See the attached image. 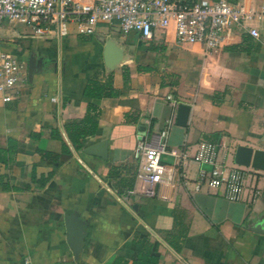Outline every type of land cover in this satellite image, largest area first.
I'll use <instances>...</instances> for the list:
<instances>
[{
  "label": "crops",
  "instance_id": "0c3cea01",
  "mask_svg": "<svg viewBox=\"0 0 264 264\" xmlns=\"http://www.w3.org/2000/svg\"><path fill=\"white\" fill-rule=\"evenodd\" d=\"M229 1L264 11V0ZM262 21L249 22L258 38L234 28L207 54L177 43L172 26L143 41L116 24L39 37L0 23V51L23 64L13 98L0 94V264H264V171L252 170L229 201L194 190L190 158L200 140L222 144L227 164L236 145L263 148ZM109 74L114 94L95 95ZM180 104L189 106L184 126L175 124ZM81 126L92 133L75 149L67 131ZM100 141L105 159L82 151ZM140 141L186 159L161 154L162 181L150 183L138 173Z\"/></svg>",
  "mask_w": 264,
  "mask_h": 264
},
{
  "label": "built area",
  "instance_id": "2783aa9c",
  "mask_svg": "<svg viewBox=\"0 0 264 264\" xmlns=\"http://www.w3.org/2000/svg\"><path fill=\"white\" fill-rule=\"evenodd\" d=\"M264 20V11H255L241 3L229 0H0V23L15 21L26 25L34 36H62L73 24L78 33H91L98 23L116 24L119 31L135 32L147 41L156 28L172 26L174 39L181 44H199L207 54L219 47L234 28L253 38L259 37L258 28L249 22ZM23 64L12 54L0 51V94L3 102L13 98L21 80ZM172 107L176 101L167 96ZM171 120L166 121L168 127ZM166 128L159 136L166 137ZM222 144L200 140L191 155L199 167L193 179V188L219 190L229 201L239 200L246 176L252 169L227 164L220 158ZM138 173L150 183L161 182L165 166L161 154H169L174 162L186 159L179 150H166L165 144L156 146L140 141L136 146ZM254 187L249 200L258 195Z\"/></svg>",
  "mask_w": 264,
  "mask_h": 264
},
{
  "label": "water",
  "instance_id": "95a60500",
  "mask_svg": "<svg viewBox=\"0 0 264 264\" xmlns=\"http://www.w3.org/2000/svg\"><path fill=\"white\" fill-rule=\"evenodd\" d=\"M260 29H264V20L260 23ZM263 32H260L261 35ZM264 36V35H263ZM111 44V39L105 40V47L109 46ZM120 62V61H119ZM32 58H29L28 62V71L31 67ZM109 68L108 70H110ZM189 113V106L185 104H180L177 107L176 115H175V124L179 126H184L187 121ZM141 134V132H140ZM261 146L263 148H251L249 146L244 145H236L233 154H232V162L237 165L250 167L255 170L264 171V137L261 139ZM83 152L88 154H95L99 156L100 158L105 159V141H100L95 144H92L90 146L85 147ZM132 209H135V206L131 207ZM258 222L256 223V225ZM259 225V224H258ZM260 231H262L261 228H259ZM76 239L74 234L71 230L67 229V242L68 244L75 248L76 246Z\"/></svg>",
  "mask_w": 264,
  "mask_h": 264
},
{
  "label": "trees",
  "instance_id": "16d2710c",
  "mask_svg": "<svg viewBox=\"0 0 264 264\" xmlns=\"http://www.w3.org/2000/svg\"><path fill=\"white\" fill-rule=\"evenodd\" d=\"M123 79L126 80V78L124 76H123ZM106 80H107V82H105V84H101L98 87H96L95 95H97V96H112L114 94V91L112 90V87H111V82H110L111 75L110 74L106 77ZM88 122H89L88 120H83V122H81L79 124H82L84 126ZM83 126L78 127L76 132H70V131L68 132L67 131V137L75 149H79L81 147V142L79 140V139H81V137H83L85 135H89L90 133H92L90 131L84 130ZM113 264H118V263L113 262Z\"/></svg>",
  "mask_w": 264,
  "mask_h": 264
},
{
  "label": "rangeland",
  "instance_id": "374dc122",
  "mask_svg": "<svg viewBox=\"0 0 264 264\" xmlns=\"http://www.w3.org/2000/svg\"><path fill=\"white\" fill-rule=\"evenodd\" d=\"M4 22V21H3ZM21 24V23H20ZM23 25V24H22ZM23 26H25V27H27L26 25H23ZM28 28V27H27Z\"/></svg>",
  "mask_w": 264,
  "mask_h": 264
}]
</instances>
